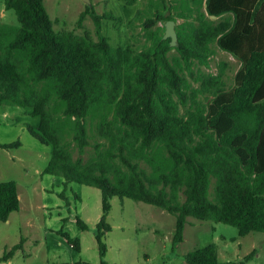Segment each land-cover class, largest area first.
Instances as JSON below:
<instances>
[{
    "label": "trees",
    "instance_id": "1",
    "mask_svg": "<svg viewBox=\"0 0 264 264\" xmlns=\"http://www.w3.org/2000/svg\"><path fill=\"white\" fill-rule=\"evenodd\" d=\"M3 3L18 24L0 22V105L27 107L38 118L28 130L51 146L43 173L100 190L98 264H108L101 227L110 229L112 197L172 214L174 242L182 241L189 217L232 225L240 236L264 233V0H148L145 29L182 21L176 46L163 38V25L141 48L111 45L100 32L110 13L90 5L78 22L88 14L96 40L56 32L43 0ZM214 47L240 63L229 87L219 73L193 72L194 64L209 67ZM18 208L16 183L0 182V222ZM76 224L87 228L79 218ZM62 234L79 251V240ZM185 260L220 264L217 245Z\"/></svg>",
    "mask_w": 264,
    "mask_h": 264
},
{
    "label": "rangeland",
    "instance_id": "2",
    "mask_svg": "<svg viewBox=\"0 0 264 264\" xmlns=\"http://www.w3.org/2000/svg\"><path fill=\"white\" fill-rule=\"evenodd\" d=\"M3 1L0 0V22L17 25L15 14L4 8ZM131 1L132 4H127ZM43 2L56 32L70 31L97 39L94 22L88 14L78 22L88 5L83 0ZM90 6L98 15L110 13L112 18L101 19L100 32L113 46L141 48L148 43L149 31L163 26L161 21L148 29L142 26L147 18L148 0H90ZM137 10L141 11L138 15ZM181 21L177 19L174 26ZM214 50L209 67L194 64L193 72L195 76L219 73L229 87L240 63L229 53L217 47ZM188 79L194 87L198 86L193 78ZM37 124L38 118L30 115L29 108L0 105V145L20 142L17 147L0 146V182L14 181L19 198L18 210L0 222V257L13 245L20 244L11 258L0 260V264L78 261L98 264L94 234L101 217V192L76 182L64 185L62 176L43 173L51 146L41 144L29 132L28 126L35 129ZM91 154L88 147L84 157ZM109 202L105 223L110 229L105 231L101 227L106 247L104 259L108 264H188L185 255L209 243L217 245L220 264H264V233L240 236L232 225L189 217L182 241L174 242L172 214L130 198L112 197ZM76 218L87 228L77 225ZM62 233L79 240V251L69 245Z\"/></svg>",
    "mask_w": 264,
    "mask_h": 264
},
{
    "label": "water",
    "instance_id": "3",
    "mask_svg": "<svg viewBox=\"0 0 264 264\" xmlns=\"http://www.w3.org/2000/svg\"><path fill=\"white\" fill-rule=\"evenodd\" d=\"M86 4L90 5V0H83ZM206 4H204L205 6ZM211 18H215V16L211 15ZM164 25V33L163 38H169L170 39V46H176L177 45V34L175 30V21L173 20H166L163 23Z\"/></svg>",
    "mask_w": 264,
    "mask_h": 264
},
{
    "label": "built area",
    "instance_id": "4",
    "mask_svg": "<svg viewBox=\"0 0 264 264\" xmlns=\"http://www.w3.org/2000/svg\"><path fill=\"white\" fill-rule=\"evenodd\" d=\"M70 246L72 247L73 245H72V244H70Z\"/></svg>",
    "mask_w": 264,
    "mask_h": 264
}]
</instances>
